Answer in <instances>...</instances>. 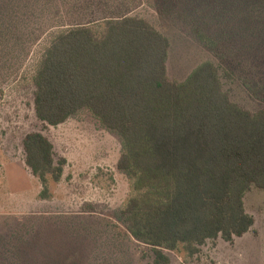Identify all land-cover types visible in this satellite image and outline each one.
<instances>
[{"label": "rangeland", "instance_id": "rangeland-1", "mask_svg": "<svg viewBox=\"0 0 264 264\" xmlns=\"http://www.w3.org/2000/svg\"><path fill=\"white\" fill-rule=\"evenodd\" d=\"M138 17L170 41L168 79L184 82L204 63L219 70L231 101L264 111V0H0V264H154L151 247L128 231L123 209L133 196L118 169L123 140L83 110L52 127L39 120L34 78L60 33L107 19ZM216 38L215 51L198 39ZM43 134L61 182L45 189L27 166L24 142ZM245 208L255 224L233 242L209 241L196 254L168 252L171 264H264V190Z\"/></svg>", "mask_w": 264, "mask_h": 264}, {"label": "trees", "instance_id": "trees-1", "mask_svg": "<svg viewBox=\"0 0 264 264\" xmlns=\"http://www.w3.org/2000/svg\"><path fill=\"white\" fill-rule=\"evenodd\" d=\"M209 50L216 38L200 31ZM170 41L138 17L107 19L58 34L36 72L39 120L57 127L83 110L123 140L118 169L133 196L123 209L131 236L151 247L154 264L168 252L194 255L209 241L233 242L254 227L245 208L264 190V111L252 114L224 91L207 62L182 83L168 79ZM27 166L45 186L62 180L54 146L43 134L24 142ZM1 168V165H0Z\"/></svg>", "mask_w": 264, "mask_h": 264}]
</instances>
